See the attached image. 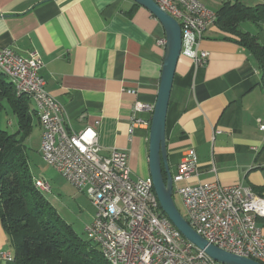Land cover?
<instances>
[{"label":"crops","instance_id":"obj_1","mask_svg":"<svg viewBox=\"0 0 264 264\" xmlns=\"http://www.w3.org/2000/svg\"><path fill=\"white\" fill-rule=\"evenodd\" d=\"M262 28L264 23L242 30L264 44ZM227 36L216 25L207 30L200 44L209 53L204 66L180 56L167 111L168 162L175 173L185 152L195 148L198 174L182 186L242 184L264 196L263 70ZM163 38L159 20L133 0H0V48L24 56L38 52L45 87L64 105L67 125L76 132L95 128L104 155L127 151L134 178L150 177V126L132 128V119L152 120L134 105L156 104ZM35 123L41 155L38 112ZM258 225L264 235V218ZM7 239L1 225V251Z\"/></svg>","mask_w":264,"mask_h":264},{"label":"built area","instance_id":"obj_2","mask_svg":"<svg viewBox=\"0 0 264 264\" xmlns=\"http://www.w3.org/2000/svg\"><path fill=\"white\" fill-rule=\"evenodd\" d=\"M154 1L181 26V55L196 66H204L209 53L200 44L215 25L216 11L200 0ZM160 42L166 44V38ZM44 66L38 52L24 56L9 47L0 48V67L16 73L20 89H39L35 100L46 110L48 123V133L41 137V157L55 169H62L63 177L86 193L96 208L92 223L86 227L88 235L117 255L120 264H224L174 226L162 210L151 177H133L127 151L115 148L104 155L95 128L76 132L67 125L64 105L45 87L41 75ZM154 107L136 102L134 111L153 114ZM137 125L151 126V120L134 116L132 128ZM260 129L264 130L262 122ZM197 174V152L189 148L173 173L174 185ZM42 181L51 190L49 183ZM177 192L187 208L185 218L199 235L223 250L264 264V235L258 225V219L264 218V196L242 184L190 185ZM0 258L12 260L14 256L0 252Z\"/></svg>","mask_w":264,"mask_h":264},{"label":"trees","instance_id":"obj_3","mask_svg":"<svg viewBox=\"0 0 264 264\" xmlns=\"http://www.w3.org/2000/svg\"><path fill=\"white\" fill-rule=\"evenodd\" d=\"M216 14L215 25L251 52L264 79V44L241 28L245 22L264 23V3L226 1ZM32 101L27 94L18 95L0 70V113L10 109L18 123L15 133L0 128V223L14 248V264H109L99 246L84 240L35 184L25 143L37 115Z\"/></svg>","mask_w":264,"mask_h":264},{"label":"water","instance_id":"obj_4","mask_svg":"<svg viewBox=\"0 0 264 264\" xmlns=\"http://www.w3.org/2000/svg\"><path fill=\"white\" fill-rule=\"evenodd\" d=\"M149 10L161 23L166 37L165 57L160 88L152 115L149 136V171L163 212L174 226L213 259L224 264H262L241 257L209 243L199 235L178 209L174 200L173 173L168 162L166 120L176 67L182 51V30L179 22L154 0H133Z\"/></svg>","mask_w":264,"mask_h":264},{"label":"rangeland","instance_id":"obj_5","mask_svg":"<svg viewBox=\"0 0 264 264\" xmlns=\"http://www.w3.org/2000/svg\"><path fill=\"white\" fill-rule=\"evenodd\" d=\"M242 1L253 6L258 3H264V0ZM202 2L205 3L208 9L214 12L222 4V0H203ZM242 28L254 30L255 25L250 22H246V24L242 25ZM258 31L262 33V36L264 37V28L258 29ZM33 102H31V108H33ZM8 121H11L13 124H8ZM0 128L8 130L10 133H15L16 131H18L17 117L12 113L10 109L0 113ZM38 136L39 127L37 123H35L30 135L25 142L27 147V154L29 156L30 167L34 174V177L36 179H43L44 181L49 183L51 190L43 191L45 197L51 202L54 207H56L59 214L74 227L75 231L84 240L88 241L90 239L88 237L86 227L90 223H92L96 213V208L86 193L80 192L78 189H76L67 179L62 176L61 173L57 171V169L44 161L41 155L37 152ZM174 187L175 203L181 213L186 216V205L181 195L177 192V190L182 187V182L176 183ZM5 234L8 237L6 231ZM95 244L96 243L92 241L91 245L93 246ZM2 249V251L0 249V252H10L14 255V248L10 245L8 239L6 241L5 247H3ZM0 264H14V259L7 260L0 258Z\"/></svg>","mask_w":264,"mask_h":264},{"label":"bare ground","instance_id":"obj_6","mask_svg":"<svg viewBox=\"0 0 264 264\" xmlns=\"http://www.w3.org/2000/svg\"><path fill=\"white\" fill-rule=\"evenodd\" d=\"M0 70L3 73H5L10 78V80L14 83L16 87V92L18 95L27 94L32 98V100L34 101L36 105V109L39 115V120L42 126V135L47 134L48 133V123L46 121V110L43 109L42 104L40 103L39 100H35V96H39V89H32V91L21 90L20 89V79L18 76H16V73L14 71H11L9 68H2V67H0ZM57 171L61 173L63 176L62 169H57ZM35 184L41 191L50 190L43 184L42 179H36ZM88 237L91 241L95 242L99 246L102 252V255L109 262V264H120L118 256L113 254L111 250L105 249L101 241H98L97 238H95L93 235H88Z\"/></svg>","mask_w":264,"mask_h":264}]
</instances>
